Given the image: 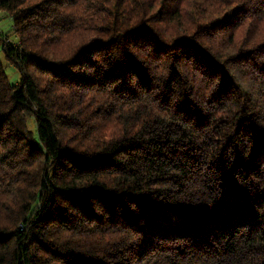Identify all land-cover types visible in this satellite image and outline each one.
I'll return each mask as SVG.
<instances>
[{
    "label": "trees",
    "instance_id": "obj_1",
    "mask_svg": "<svg viewBox=\"0 0 264 264\" xmlns=\"http://www.w3.org/2000/svg\"><path fill=\"white\" fill-rule=\"evenodd\" d=\"M0 11V264H264V0Z\"/></svg>",
    "mask_w": 264,
    "mask_h": 264
},
{
    "label": "rangeland",
    "instance_id": "obj_2",
    "mask_svg": "<svg viewBox=\"0 0 264 264\" xmlns=\"http://www.w3.org/2000/svg\"><path fill=\"white\" fill-rule=\"evenodd\" d=\"M13 27L12 19L3 11H0V59L3 61L5 65V69L9 80L11 83H17L21 79V73L19 68L14 65L10 60L7 58L4 50L3 44L7 42H12L14 44L18 43V37L14 34H11V30Z\"/></svg>",
    "mask_w": 264,
    "mask_h": 264
}]
</instances>
